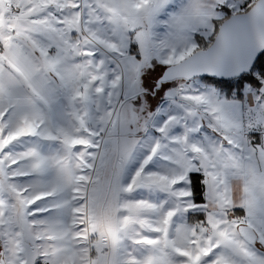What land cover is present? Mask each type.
<instances>
[{
  "label": "snow or ice",
  "instance_id": "6c2138e0",
  "mask_svg": "<svg viewBox=\"0 0 264 264\" xmlns=\"http://www.w3.org/2000/svg\"><path fill=\"white\" fill-rule=\"evenodd\" d=\"M0 264H264V0H0Z\"/></svg>",
  "mask_w": 264,
  "mask_h": 264
}]
</instances>
